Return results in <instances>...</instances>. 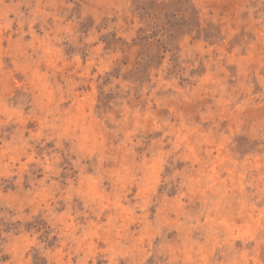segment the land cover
I'll use <instances>...</instances> for the list:
<instances>
[{
  "label": "clouds",
  "instance_id": "obj_1",
  "mask_svg": "<svg viewBox=\"0 0 264 264\" xmlns=\"http://www.w3.org/2000/svg\"><path fill=\"white\" fill-rule=\"evenodd\" d=\"M216 2L188 0L186 14L191 15L195 5L201 17L216 22ZM252 2L256 7L238 5L231 15L239 22L247 12L246 22L259 24L257 39L244 50L248 64L258 62L264 68V0ZM77 3L81 7L73 14ZM131 4L132 0H0V34L9 32L14 22L18 24L17 38H8L6 48L0 35V186L11 182L16 188L5 194L0 187V264H73V257L75 264L90 260L96 264L98 259L104 264H148L149 258L153 264H264V207L257 208L264 202V75L257 73L260 91L255 93V84L248 79L230 91L223 81L210 76L191 92L177 88L175 81L162 84L153 90L152 98L159 107L168 108L170 116L163 120L150 106L141 111L127 101L112 106L111 111L100 105L93 114L87 111L93 105L85 106L76 98L75 90L89 82L77 77H87L92 67L107 72L121 58L120 50L105 51L99 38L121 27L111 19L128 15ZM257 9L259 20L254 21ZM88 17L95 25L85 37L79 25ZM37 24L42 36L34 29ZM25 36L31 39L25 41ZM65 41L77 49L70 60L63 53ZM82 54L88 64L81 69ZM70 68L73 71H67ZM209 81L215 86L210 90L214 103L201 111L200 92ZM111 87L100 90L107 95ZM157 91L166 95L158 98ZM173 117L175 124L169 122ZM29 122L35 128L27 129ZM9 125L14 130L4 132ZM157 131L163 137L148 138ZM238 138L256 142V150L241 158L230 150ZM114 140L119 143L113 145ZM49 142L54 149H45ZM166 144L170 145L167 150ZM38 145L45 149L39 156ZM138 147L142 149L139 154ZM93 157L99 164L92 175H86L82 161ZM65 158L79 173V187L68 179L62 192L52 178L60 176L59 165ZM106 162L113 166L105 169ZM178 164L183 166L178 169ZM37 168L43 169V179L32 175ZM105 179L110 181L111 193L103 188ZM25 183L31 188L25 189ZM161 185L166 189L158 194ZM133 187L138 189L134 204L128 201ZM173 187L179 195L169 200L167 190ZM249 188L254 191L247 193ZM58 193V199L69 204L62 214L49 203ZM74 196L83 201L84 208L75 211V216ZM182 198L187 199V206L198 203V211H186ZM153 206L158 211L149 222L148 209ZM9 210L14 214L9 215ZM105 210L114 214L107 216V223H99ZM169 213H175L176 219L168 220ZM38 214L49 229L44 242L37 239L43 232L25 227ZM90 215L96 217L95 223ZM76 217H84L86 223H72ZM237 219L243 223L237 224ZM133 224L140 225L137 231H129ZM7 225L14 227L5 231ZM173 231L177 235L168 239ZM52 236L59 239L49 247L47 240ZM157 238L159 243H154ZM237 240L243 247H236ZM97 242L105 247L99 248Z\"/></svg>",
  "mask_w": 264,
  "mask_h": 264
},
{
  "label": "rangeland",
  "instance_id": "obj_2",
  "mask_svg": "<svg viewBox=\"0 0 264 264\" xmlns=\"http://www.w3.org/2000/svg\"><path fill=\"white\" fill-rule=\"evenodd\" d=\"M69 2H72V0H69ZM187 4L188 0H132L128 15L121 18L117 16L112 17L111 23L113 25L120 24L121 27L114 28L107 35L100 36V43L103 44L105 51L120 50L122 55L107 72L100 73L99 67H92L89 69L87 77H77V80L86 79L89 81L87 84L81 85L75 90L77 93L76 98L81 101V104L85 106L88 104L93 105V108L87 109V111L95 114L96 107L100 105L105 110L111 111L112 106L118 107L122 101H127L130 105L135 104L140 107L141 111L147 110L150 106L154 115L163 120L169 118L170 113L168 108L159 107L153 101L152 94L154 89L160 88L162 84L166 85L175 81L177 88L181 90L187 89L188 92H191L201 87V81L209 76L212 80L219 79L223 81L227 86L226 90L229 91L245 79L251 80L255 84L254 93L260 91L259 85L256 83V75L257 73L264 75V68H261L258 62L248 64L246 61V51L244 50L246 44H250L257 39L259 24L246 22L248 17L247 12L241 14L239 22H234L233 16L231 15L232 10L238 5L248 7L251 4L252 7H256V4L252 0H217L213 4L214 8L219 9V19L216 22L205 20L201 17L195 5H193L192 14L187 15ZM80 7L81 5L79 3L75 4V7L72 9L73 14ZM22 11H25V9L22 8ZM259 12L260 9H257L252 14L254 21L259 20ZM225 14L229 15L225 17ZM68 18L71 19V15ZM77 18L79 19V16ZM9 19L15 20V17L10 15ZM48 23L51 24V20ZM94 25L95 21L91 17H88L79 25V31L86 37ZM132 26H135L134 30ZM17 28L18 24L14 22L9 32L0 34L4 37L3 47H7L8 38L12 40L17 38L15 35ZM39 28V24L34 26L37 34L42 36L43 33L40 32ZM24 30L27 31V26H25ZM24 39L25 41H29L31 37L25 36ZM76 52L77 49L74 46L66 41L64 42L63 53L67 59L70 60ZM87 64L88 60L82 54L81 69L87 66ZM67 71L71 72L73 69L70 68ZM245 72L247 73V77L244 75ZM17 79L19 80L20 77H17ZM57 79L60 80V76ZM109 85H114V87H111L108 94L105 95L100 89L108 87ZM213 87L215 86L211 84V81L202 86L200 92L201 99L198 101V106L201 108V111H205L208 105L214 103L210 92ZM203 89H208L209 91H204ZM168 92H172V89H168ZM17 95H20V93L17 92ZM164 95L166 94L161 91L155 92V96L158 98ZM216 98H219L218 94ZM67 103L70 104L71 101ZM67 106V104L64 105V107ZM77 107L79 108L80 104ZM28 110V107H25V112ZM119 118L120 116L117 113V119ZM196 120L199 122V117H196ZM169 122L175 124L176 119L173 117L169 119ZM35 126L34 122H29L25 127L31 130ZM108 127L112 128L113 126L109 124ZM14 128V125H9L3 131L11 133ZM27 135L28 132L26 131L25 136ZM148 136L149 139H159L163 137V132L157 131L149 133ZM5 138L10 139V135ZM120 139H122V136ZM165 139L167 140L169 137H165ZM170 139L174 140L175 137H170ZM112 143L113 145L118 144L119 140H114ZM133 143H135V140ZM235 143V148H231L230 150L241 158L256 150V142L250 143L246 139L238 138ZM168 147L170 145L166 144L165 150ZM37 149V155L39 156L45 149H54V143H47L45 149H40L38 145ZM135 151L139 154L142 152V149L138 147ZM61 155L63 156V153ZM215 155L217 153L214 152L213 156ZM72 159L74 160L76 157L73 156ZM82 164L85 165V174L92 175L99 162L96 157H93L91 160L82 161ZM112 166L111 162H106L103 165L105 169L111 168ZM182 166L178 164L177 168L179 169ZM59 167L62 169L60 176L53 177L52 179L57 181L61 187V191L63 192L67 187L68 179H72L73 185L79 187V173L72 168L69 160L66 158L63 159ZM169 171V169H165V173ZM32 175L37 180L43 179V169H35ZM224 175L226 176V173ZM221 178L223 179V177ZM14 179L15 177H13ZM0 187H2V191L5 194L9 191L14 192L16 190L15 185L11 182H5ZM24 188L30 189L31 184L25 183ZM103 188L109 193L112 192L109 180H104ZM165 189L166 186L164 185L158 187V194H163ZM97 191H100L99 187ZM137 191L138 189L133 187L128 196V201L132 204L137 202L133 199ZM245 191L251 193L254 189L249 188L245 189ZM59 195L58 193L57 198L49 203L53 207L54 212L62 214L68 209L69 204L58 199ZM178 195L179 191L175 187L167 190L169 200L176 199ZM180 202L186 205V211L193 213L198 211L200 207L198 203L187 206L186 198H182ZM121 203L125 207L128 206L124 201H121ZM71 205L73 208V216H75V211L77 210L84 211L83 201L78 197H73ZM260 207H264V202L257 204V208ZM25 211L27 213L28 210L26 209ZM148 211L149 222H152L156 218L157 206L150 207ZM13 214L9 210V215ZM109 214H114V212L112 210H105L100 217L99 223H107V216ZM139 214V210H137L136 215ZM89 219L94 223L96 222L95 216L90 215ZM167 219H176V214L169 213ZM180 219L183 222V217ZM77 222L81 224L86 223L84 217H76L72 221V223ZM120 222L122 223V221ZM19 223L17 221V224ZM236 223L242 224L243 220L237 219ZM13 227L14 225H7L5 231H9ZM25 227L27 231L34 229L37 233L43 232L42 236L37 237L41 242H44L49 236L47 222L40 214L33 220L27 222ZM139 227L140 225L133 224L130 226L129 231H137ZM176 235L177 233L173 231L168 235V239H172ZM195 235L198 234H194V237ZM58 239V236H52L50 240H47L48 246L52 247ZM154 243H159V238ZM97 244L99 248L105 247L102 242H97ZM252 246L249 244L247 247L251 248ZM236 247L238 249L243 247L242 242L237 240ZM261 256L264 258V253ZM33 258L37 259V257ZM5 259H8V257H5ZM75 260L76 258L73 257V264H75ZM43 264H46V261ZM89 264H93V261L90 260ZM96 264H104V262L98 259ZM148 264H153L152 258H149Z\"/></svg>",
  "mask_w": 264,
  "mask_h": 264
}]
</instances>
